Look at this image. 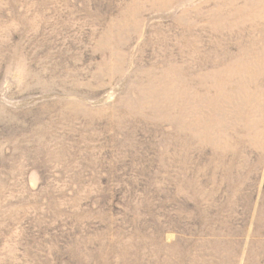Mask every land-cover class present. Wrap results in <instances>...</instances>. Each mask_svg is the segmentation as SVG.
Here are the masks:
<instances>
[{
  "label": "rangeland",
  "instance_id": "374dc122",
  "mask_svg": "<svg viewBox=\"0 0 264 264\" xmlns=\"http://www.w3.org/2000/svg\"><path fill=\"white\" fill-rule=\"evenodd\" d=\"M0 264H264V0H0Z\"/></svg>",
  "mask_w": 264,
  "mask_h": 264
}]
</instances>
